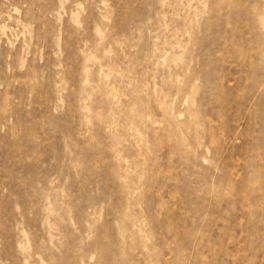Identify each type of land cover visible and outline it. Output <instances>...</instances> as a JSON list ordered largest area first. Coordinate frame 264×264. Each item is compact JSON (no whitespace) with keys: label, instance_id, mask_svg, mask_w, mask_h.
<instances>
[{"label":"rangeland","instance_id":"obj_1","mask_svg":"<svg viewBox=\"0 0 264 264\" xmlns=\"http://www.w3.org/2000/svg\"><path fill=\"white\" fill-rule=\"evenodd\" d=\"M0 264H264V0H0Z\"/></svg>","mask_w":264,"mask_h":264}]
</instances>
